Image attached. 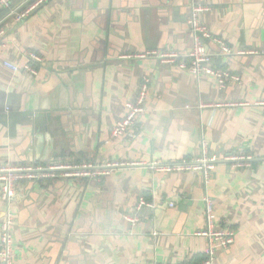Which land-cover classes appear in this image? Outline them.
<instances>
[{
  "label": "crops",
  "instance_id": "crops-1",
  "mask_svg": "<svg viewBox=\"0 0 264 264\" xmlns=\"http://www.w3.org/2000/svg\"><path fill=\"white\" fill-rule=\"evenodd\" d=\"M34 1L0 19V166L129 165L96 181L18 182L11 204L0 201V220L9 213L14 221L13 264H199L205 199L235 236L215 264H264V0H50L17 19ZM192 6L208 9L199 20L211 37L233 52H257L226 57L206 41L214 65L239 83L219 87L141 56L185 55ZM29 53L41 59L31 63L34 74L22 68ZM144 77L137 138H113ZM203 143L219 159L208 178L155 169L198 159ZM239 155L251 158L248 166L221 161ZM140 199L155 207L131 225L124 217Z\"/></svg>",
  "mask_w": 264,
  "mask_h": 264
},
{
  "label": "built area",
  "instance_id": "built-area-1",
  "mask_svg": "<svg viewBox=\"0 0 264 264\" xmlns=\"http://www.w3.org/2000/svg\"><path fill=\"white\" fill-rule=\"evenodd\" d=\"M15 0H0V7L9 9ZM50 0H36L29 5L23 13L17 16V19H23L30 12L35 10L40 5ZM206 7L192 6L189 10L187 24L191 34L192 44L190 50L185 55H180L178 52L159 53L157 51L148 52L142 57H156L160 63L165 65H176L182 71H187L191 75L198 77L205 75L210 77L219 87H224L240 82V77L227 70L221 69L214 65V54L208 52L205 48L206 41H212L218 45L220 55L231 56L236 55H255L254 50H239L233 52L231 48L222 40L211 37L207 29L200 23L199 14L207 11ZM3 32L0 29V51L3 47L1 39ZM26 64L23 65V70L26 73L34 74L35 70L31 66L33 62H40V57L35 53L27 54ZM4 68L13 73H18L22 69L17 64L8 61H2ZM149 79L144 77L137 90L134 100L125 104L124 117L118 121L111 129L113 138L128 137L136 139L138 135L137 120L146 112V94ZM250 157L242 155L225 157L221 161L231 163L234 167L248 166ZM219 159L207 154L206 144H202V154L194 161H181L167 165H158L156 170L164 173H201L206 178L215 169ZM129 165L127 163L114 162L105 165H94L91 163L75 164L68 161L52 162L46 165L37 163H29L26 165L5 164L0 166V201L8 206L15 198V186L20 181H35L40 179L64 178V179H92L98 180L101 177L107 176L113 169ZM154 168V165L153 167ZM204 229L195 233L197 236L204 237L207 245L204 249V259L199 264H215L216 252L218 250L228 249L234 243V232L221 226L215 218L213 204L209 199L204 200ZM173 207V204H170ZM155 206L152 203H147L140 199L134 212L131 215L125 216V220L131 225H135L139 220L140 211L143 208L153 209ZM13 217L6 213L0 220V264H13L12 252V227Z\"/></svg>",
  "mask_w": 264,
  "mask_h": 264
},
{
  "label": "trees",
  "instance_id": "trees-1",
  "mask_svg": "<svg viewBox=\"0 0 264 264\" xmlns=\"http://www.w3.org/2000/svg\"><path fill=\"white\" fill-rule=\"evenodd\" d=\"M19 1H22V0H15V1L12 3V5L18 3ZM12 5H11V7H12ZM11 7H10V8H11ZM10 8H9V9H3V8L1 9V8H0V19H1L4 15H6L7 12H9Z\"/></svg>",
  "mask_w": 264,
  "mask_h": 264
},
{
  "label": "water",
  "instance_id": "water-1",
  "mask_svg": "<svg viewBox=\"0 0 264 264\" xmlns=\"http://www.w3.org/2000/svg\"><path fill=\"white\" fill-rule=\"evenodd\" d=\"M38 121L39 122H42V121L44 122L45 121V116L44 115H39L38 116ZM39 131L42 132L41 129H39ZM38 138L40 139V142L43 140V138H41V136L40 137L38 136ZM49 143L51 144V141H49ZM38 145H39V143H37V146ZM40 145H41V143H40Z\"/></svg>",
  "mask_w": 264,
  "mask_h": 264
}]
</instances>
